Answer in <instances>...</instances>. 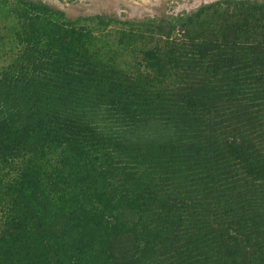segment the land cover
<instances>
[{"label": "trees", "instance_id": "obj_1", "mask_svg": "<svg viewBox=\"0 0 264 264\" xmlns=\"http://www.w3.org/2000/svg\"><path fill=\"white\" fill-rule=\"evenodd\" d=\"M234 9L215 32L157 63L184 86L167 100L95 62L74 29L44 50L32 43L0 73V168L18 172L0 179V264H264V143H214L188 126L229 115L264 120V3ZM27 10L39 21L61 16L42 4ZM152 126L165 132L157 153L171 175L217 186L205 214L178 194H158L135 167L151 150L130 133ZM229 158L257 190L233 194L211 182Z\"/></svg>", "mask_w": 264, "mask_h": 264}, {"label": "rangeland", "instance_id": "obj_2", "mask_svg": "<svg viewBox=\"0 0 264 264\" xmlns=\"http://www.w3.org/2000/svg\"><path fill=\"white\" fill-rule=\"evenodd\" d=\"M243 2L260 4L264 0H0V73L21 63L22 54L32 43L44 50L52 40L61 38L64 30L74 29L76 36L83 38V51L95 62L119 71L138 89L152 93L154 99L167 100L169 92L176 93L184 86L169 76L167 68L158 70L157 63L163 66L171 54L177 55L193 42L215 32L220 19L234 17L235 4ZM41 4L59 12L58 21L49 17L39 21L34 18L38 16L36 12L31 15L30 9L27 10L29 5L37 7ZM98 17H106L109 22L102 25ZM68 39L71 41L72 36ZM108 124L109 129L117 131L116 125ZM251 124L249 119L244 121L229 115L220 119L207 117L199 124L193 122L188 126L191 130H202L203 137L214 143L228 136H248L259 144L264 143V120L260 119L254 126ZM164 133L152 126L130 133L134 135L130 138L142 145L143 150L150 148L152 151L160 146ZM148 142L150 144L145 146ZM261 147L264 151V145ZM151 151L144 161H137L138 171L148 174L152 183L158 186V194H178L189 199L199 213L205 214L204 205L214 204L207 198L216 197L217 186L203 181L197 186L178 180L162 166L158 149ZM237 160L229 158L227 162L231 167L222 165L211 182L226 185L233 194L248 195L251 185L256 186L254 190L258 186L243 173ZM17 173L14 166L1 167L0 179L13 180ZM6 216L7 207L0 202V238L6 229Z\"/></svg>", "mask_w": 264, "mask_h": 264}]
</instances>
